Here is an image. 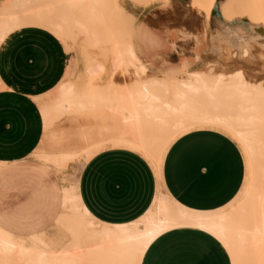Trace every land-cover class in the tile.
Returning <instances> with one entry per match:
<instances>
[{
  "label": "bare ground",
  "instance_id": "1",
  "mask_svg": "<svg viewBox=\"0 0 264 264\" xmlns=\"http://www.w3.org/2000/svg\"><path fill=\"white\" fill-rule=\"evenodd\" d=\"M129 1L144 7L168 2ZM189 1L205 17L216 3ZM217 9L218 21L225 27L239 26L238 20L244 18L245 27L264 30V0H222ZM53 12L57 21H50L45 31L73 42L81 34L82 41L96 49L106 48L111 69L103 86L93 84L106 69L99 61L88 60L83 72L90 82L82 87L67 82L51 95L48 104L40 102L44 139L54 147L39 155L44 164L61 169L76 157L84 156L87 161L99 148L113 145L152 158L153 175L162 187V161L171 143L191 131L212 130L238 143L245 159V178L228 216L225 209L210 213L186 210L157 188L143 215L115 225L102 223L88 212L78 184L63 187V212L56 222L65 240L47 239L45 232L16 236L0 228V264H143L159 238L178 230L212 237L227 250L229 264H264V84L249 83L242 71L196 70L186 72L185 78H179V72L147 75L132 44L135 18L118 0H2L0 44L19 30L22 15L50 19L43 15ZM241 51L247 60L249 52ZM62 115L83 116L86 124L74 132L53 130ZM71 138L77 139V145Z\"/></svg>",
  "mask_w": 264,
  "mask_h": 264
},
{
  "label": "crops",
  "instance_id": "2",
  "mask_svg": "<svg viewBox=\"0 0 264 264\" xmlns=\"http://www.w3.org/2000/svg\"><path fill=\"white\" fill-rule=\"evenodd\" d=\"M189 2L168 0L163 4L159 1L146 8L136 5L134 13L130 12L140 22L135 47L134 20L135 55L148 71L185 69L192 72L204 68L201 63L207 51L205 27L214 15L211 11L209 17H205L202 12L193 10ZM170 7L185 8L180 16L182 20L192 21L189 12H193L197 30L167 31V24L174 17L170 13V20L166 19ZM238 27L232 26L229 30V46L232 53L235 52V57L229 59V72L242 71L249 83L264 84V61L260 60L264 47L255 43L258 37H253L249 28ZM144 29L149 33L143 32ZM57 38L41 28L27 27L11 33L0 44L1 164L24 160L41 146L54 149L52 143L44 139L43 119L35 99L47 93L53 95L69 82H60L67 66V52ZM148 40L153 44L145 43ZM180 41L185 46L191 45L183 49L181 63H164L173 54L178 56L176 49ZM253 46L259 48L252 49ZM243 49L249 52L248 60L241 56ZM69 128L67 125L66 132H70ZM241 152L235 140L220 132L195 130L181 135L164 154L162 189L186 210L210 213L225 209L228 216L229 205L237 197L245 178V159ZM13 173L7 170L0 173V177L10 178ZM74 184H78L81 201L88 212L109 225L138 219L150 207L156 189L153 172L141 155L109 145L85 161ZM59 201L62 207V190ZM0 228L21 236L1 221ZM40 233L43 232L28 236ZM143 264H229V254L207 234L178 230L159 238L146 253Z\"/></svg>",
  "mask_w": 264,
  "mask_h": 264
},
{
  "label": "rangeland",
  "instance_id": "3",
  "mask_svg": "<svg viewBox=\"0 0 264 264\" xmlns=\"http://www.w3.org/2000/svg\"><path fill=\"white\" fill-rule=\"evenodd\" d=\"M128 1L129 0H118V3L126 11L134 13L135 8H137L138 6H136L131 1ZM220 1L221 0L216 1V7L218 6V3ZM162 3L165 4V2ZM151 5L152 4L148 5V7ZM54 6V8H56V5ZM184 11L185 8L180 7L177 9L172 7L170 9L166 19L170 20L171 14L174 15V17L171 19V23L167 24V31L173 30L177 32L183 31L189 33L191 31L197 30L195 14L193 12H189L190 16L193 18L192 21H190V19L182 20L180 16ZM56 15L57 13L53 12L49 15H43L44 17L48 16V18L50 19H47V17H42L38 20L28 15H22L21 18L23 20L21 19V21L23 25H20L19 30L27 27H39L45 30L47 29L48 24L55 23L57 21ZM26 18H28V20ZM30 19L33 21H31ZM43 19H46L49 23L46 22V20H44L43 22ZM238 22L241 24L238 28L241 29V26H245L244 24L246 23V19L241 18L240 20H238ZM139 27V19H135V47L137 46V33L140 32ZM231 29L232 26L225 27L216 19V17L212 16L211 22L208 24V26L205 27V44L207 51L204 52V58L201 63L205 65L201 70L202 72L204 70V72L207 73H210L211 71V73H229V58L232 54V49L229 46V30ZM143 32L149 33V31L145 29L143 30ZM81 37H83L81 34L75 36L74 40L77 41L76 39H78V43L69 40V38L60 39L56 37L67 52V66L64 76L60 82L69 81L74 83V85H76L77 87H82L83 85H85V83L90 82L83 71L88 60H94L93 62L95 63H98L99 61L100 63L98 64H104L106 71L103 74L99 75L98 79L96 77V79L92 80V82L93 84L103 86L106 83L111 69L109 56L110 53L106 50V48L102 51H100L98 48L96 49V47L91 46L85 41H82L84 39H81ZM145 43H148L149 45L153 44L151 40H148ZM255 43L257 42L255 41ZM189 46L191 45L185 46L181 44L180 41L179 47L176 49L178 51V56L176 54H173V56L169 60H166V62L164 63H171L176 65L181 63L180 55L183 53V49ZM210 48L211 51H209ZM253 48L259 47L253 46L252 49ZM260 60L264 61V56L260 57ZM206 62H212L214 64L213 66H209V64H206ZM160 73L163 74V70L157 73L148 71L147 75L150 74L149 76H162ZM178 77L185 78L186 70L183 69L182 71H180L178 73ZM1 87L2 85L0 83V88ZM56 87L51 92H53ZM50 98L51 95L47 93L45 96L36 98L35 100L40 106L42 105V103H40L41 101L43 102V104H48L51 100ZM45 101L48 102L45 103ZM56 124L53 126V130L67 131L66 126L69 125L70 128L68 130L70 132H74L80 126L86 124V118L78 115H62V117H60L59 121H57ZM76 140V138H71V143H73V145H77ZM106 146L107 145H104L103 147L99 148L96 153L103 150ZM109 146L112 148H120L113 145ZM52 151L53 150L49 148L41 146L33 151L34 153L36 152L35 154L32 152L24 160L15 163L3 162V164H0V173L7 170L14 171L12 177L10 178L2 176L0 177V221L3 222L6 226L11 227L15 233L23 237H26L31 233L45 232L47 239L50 238V240L53 239V241H57V239H60L61 241H64V238H66V234L64 233L62 228L57 225L56 222V219L63 212V210H61L62 208L59 201L60 193L63 187H67L78 182L80 171L83 164L85 163V157H76L73 161L62 167L63 169H60V167L58 166L46 165L42 162V160H40L41 158L39 157V155L41 153ZM135 153L141 155L147 161L152 172L154 173L155 164L153 162V159L138 152ZM154 177L156 182V189L159 188L162 192H164L162 187L160 186L158 178L156 176Z\"/></svg>",
  "mask_w": 264,
  "mask_h": 264
},
{
  "label": "water",
  "instance_id": "4",
  "mask_svg": "<svg viewBox=\"0 0 264 264\" xmlns=\"http://www.w3.org/2000/svg\"><path fill=\"white\" fill-rule=\"evenodd\" d=\"M212 13L213 15L216 17V18H220V14H219V11L217 9L216 6H214L213 10H212ZM252 35L253 37H258L257 39H255V41L261 45L264 46V30L262 27L260 26H257V27H253L252 29Z\"/></svg>",
  "mask_w": 264,
  "mask_h": 264
}]
</instances>
